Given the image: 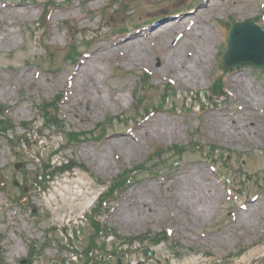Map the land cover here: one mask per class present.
<instances>
[{
	"label": "rangeland",
	"instance_id": "374dc122",
	"mask_svg": "<svg viewBox=\"0 0 264 264\" xmlns=\"http://www.w3.org/2000/svg\"><path fill=\"white\" fill-rule=\"evenodd\" d=\"M48 1L53 2L55 8L50 9L48 28L43 31L37 27L42 17L38 5L31 0H0V103L13 106L8 117L17 123L15 151L0 138V180L5 182L4 191L0 190L3 264H19L30 252L25 246L30 241L37 242L40 252L44 250L32 264H71L70 251L63 248L65 238L76 227L80 232L72 243L79 250L87 243L91 228L85 213L105 188L96 179L110 181L124 168L144 163L153 148L172 145H186L188 151L179 157H169L152 173L140 175L103 216L110 227L124 236L146 232L158 234L166 229L169 232L168 239L158 245L143 242L142 245L150 246V255H144L136 243L121 262L218 264L223 260L226 264H264V102L254 113L239 108L242 106L237 87L240 79L234 76L240 72L244 84L253 86L256 94L264 99V73L252 67L225 71L227 94L208 98L210 86L221 73L220 56L225 48L226 34L222 23L251 18L264 27V19L257 20L258 16L264 17V5H261L264 0H210L213 10L203 18L204 56L196 66L197 79L193 81L180 75L179 79L175 72L161 68L164 54L157 48L162 41L161 35L152 43L147 42V56L143 60L129 62L118 53L106 56L100 64L102 72L96 78L102 90V102H96L93 94L77 101L80 97L76 94L77 84L75 91L71 90L73 70L85 57L74 65L63 59L69 41L65 20L76 21L75 31L80 42L84 39L80 34L91 35V44L80 48L89 55L100 43L148 31L154 25L150 21H158L162 15L193 7L178 16L189 15L205 0ZM123 1H128V7L133 10H117ZM15 3L19 4L14 6ZM103 9L108 15L113 14L106 23L99 15ZM166 18L163 21L168 20ZM135 24L140 26L138 30L134 29ZM102 25L106 27L101 28ZM120 27H124L122 33L118 31ZM48 48L54 51L51 59L45 54ZM36 59L44 63L40 68L34 64ZM145 69L151 73V78L148 92L142 104L137 106L142 112L139 114L131 106L135 103L134 91L140 85L138 74ZM169 84L175 88L168 102L161 107L159 97ZM61 91L65 98L60 114L67 131H88L109 116L117 119L102 139L81 142L56 155V159H75L85 164L90 172L76 169L59 174L54 182L45 183L46 189H43L33 183L39 166L36 156L46 160L49 150L62 143L63 138L60 133L46 129L42 132V141L37 142L36 133L26 132L25 143L21 144L17 138L25 131L18 123L37 119V108L33 103L51 99ZM150 113L146 121L158 119L163 133L154 139H131L132 130ZM223 113L231 114L238 122L244 121L243 114L259 118L262 136L254 137L246 131L237 135L221 128L212 116L226 120ZM36 124H40V119ZM140 133L139 129L137 134ZM211 144L218 148L208 154ZM228 152H231L229 156L225 155ZM18 162L21 167L16 169ZM213 165L225 177L231 178L234 193L216 174ZM174 172H186L191 179H197L200 173L210 178L215 193L204 209L192 202H187V209H182L174 202V185L165 184ZM25 182L28 186L22 191ZM237 183L243 189L240 193ZM138 201H144L146 208L136 205ZM19 202H23L22 205ZM256 204L259 209L252 215V221H240V214ZM31 212L37 215L32 216ZM240 249L244 250L243 254L231 256ZM38 251V248L34 249V252ZM82 257L75 264H82ZM116 259L102 257L101 261L116 264Z\"/></svg>",
	"mask_w": 264,
	"mask_h": 264
},
{
	"label": "bare ground",
	"instance_id": "6f19581e",
	"mask_svg": "<svg viewBox=\"0 0 264 264\" xmlns=\"http://www.w3.org/2000/svg\"><path fill=\"white\" fill-rule=\"evenodd\" d=\"M205 1L197 10L186 17H174L170 21H160L151 27L148 32L132 33L124 38L112 40L109 43L98 44L92 53L82 60L80 66L73 70L74 86L72 90L77 84L76 94L80 95L76 100H82V98L93 94L96 102H102V90L96 81L97 76L102 72L100 65L102 60L113 53H118L129 62L143 60L147 56V42L151 43L157 35H162L163 39L160 46L157 47L164 54L160 65L161 68L168 72H175L179 79L180 76L188 81L197 79L194 71L204 56L203 18L206 13L213 10L210 0ZM17 5L18 3H16ZM165 17V15H162L159 20H163ZM234 76L240 79L237 87L240 89V97H242L241 109L248 113L261 108L264 102L263 97L256 94L253 86L244 84L240 72L235 73ZM223 116L227 122L217 116L216 118L212 116L214 123L219 124L223 129L231 130L234 134L240 135L245 131L254 137H261L263 134L259 118H252L247 114H243L244 121L238 122L229 113H223ZM139 129L141 133L137 134ZM162 133V124L158 119H150L138 125L135 130H132L130 138L135 140H140L141 138L154 139ZM227 134H229V131ZM229 135L232 138L231 134ZM126 140L129 139L127 138ZM131 146L133 147L132 144ZM185 173H172L165 184L170 186L172 183L174 185V202L182 209H187V202H192V204H196L202 210L207 201L210 203L211 197L215 193V188L211 186V180L206 174L200 173L197 179H191L190 175ZM179 199L182 201H178ZM136 205L142 209L146 208L144 201H138ZM258 209L259 206L257 204L251 205V208L240 214V221L251 222L252 215Z\"/></svg>",
	"mask_w": 264,
	"mask_h": 264
},
{
	"label": "water",
	"instance_id": "95a60500",
	"mask_svg": "<svg viewBox=\"0 0 264 264\" xmlns=\"http://www.w3.org/2000/svg\"><path fill=\"white\" fill-rule=\"evenodd\" d=\"M251 34L259 42L258 49H250L246 35ZM225 68L245 64L264 67V34L250 21L233 25L228 34V50L224 54Z\"/></svg>",
	"mask_w": 264,
	"mask_h": 264
},
{
	"label": "trees",
	"instance_id": "16d2710c",
	"mask_svg": "<svg viewBox=\"0 0 264 264\" xmlns=\"http://www.w3.org/2000/svg\"><path fill=\"white\" fill-rule=\"evenodd\" d=\"M40 107V110H41V113L43 115V118H44V122L46 124H56L57 122V114L56 113H52V112H49L47 107L50 108V107H56L52 102H43L41 105H39ZM0 123H4V121L0 120ZM113 188H111V190H109L108 193H106L105 195H109L110 192H112ZM98 222V221H97ZM96 225L98 223H95ZM97 227H96V231H97ZM107 234V233H105Z\"/></svg>",
	"mask_w": 264,
	"mask_h": 264
}]
</instances>
